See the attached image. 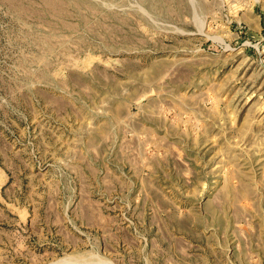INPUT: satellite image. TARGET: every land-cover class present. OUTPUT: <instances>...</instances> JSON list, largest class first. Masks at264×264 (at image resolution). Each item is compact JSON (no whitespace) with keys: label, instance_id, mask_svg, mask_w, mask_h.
I'll return each mask as SVG.
<instances>
[{"label":"rangeland","instance_id":"obj_1","mask_svg":"<svg viewBox=\"0 0 264 264\" xmlns=\"http://www.w3.org/2000/svg\"><path fill=\"white\" fill-rule=\"evenodd\" d=\"M0 264H264V0H0Z\"/></svg>","mask_w":264,"mask_h":264}]
</instances>
